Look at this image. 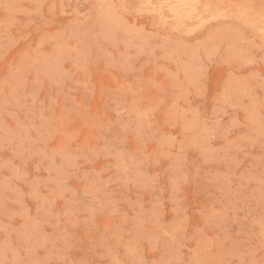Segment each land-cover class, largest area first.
<instances>
[{
	"label": "rangeland",
	"instance_id": "obj_1",
	"mask_svg": "<svg viewBox=\"0 0 264 264\" xmlns=\"http://www.w3.org/2000/svg\"><path fill=\"white\" fill-rule=\"evenodd\" d=\"M203 1L0 0V264H264V2Z\"/></svg>",
	"mask_w": 264,
	"mask_h": 264
},
{
	"label": "bare ground",
	"instance_id": "obj_2",
	"mask_svg": "<svg viewBox=\"0 0 264 264\" xmlns=\"http://www.w3.org/2000/svg\"><path fill=\"white\" fill-rule=\"evenodd\" d=\"M177 1H178V0H177ZM199 1H200V0H199ZM212 1H213V0H212ZM216 1H218V0H216ZM195 2H196V0H195ZM195 2H194V3H195ZM203 2H204V1H203ZM205 2H206V0H205ZM205 2H204V3H205ZM262 2H264V1L262 0ZM197 3H198V1H197ZM197 3H196V4H197ZM204 3H202V4H204ZM210 3H211V2H210ZM210 3H209V4H210ZM248 3H249V2H248ZM260 3H261V2H260ZM185 4H186V3H185ZM196 4H195V6H196ZM202 4H201V5H202ZM205 4H207V3H205ZM212 4H213V3H212ZM249 4H251V3H249ZM169 5H170V4H169ZM190 5H191V4H190ZM216 5H217V4H216ZM230 5H231V4H230ZM232 5H233V4H232ZM235 5H236V4H235ZM235 5H234V6H235ZM260 5H261V4H260ZM260 5H259V6H260ZM188 6H189V5H188ZM198 6H200V5H198ZM208 6H209V5H208ZM219 6H221V5H219ZM224 6H227V5H224ZM228 6H229V5H228ZM175 7H176V6H175ZM175 7H174V8H175ZM214 7H215V6H214ZM253 7H254V5H253ZM262 7H263V6H262ZM172 8H173V7H172ZM195 8H196V7H195ZM188 9H189V8H188ZM191 9H192V8H190V10H191ZM201 9L203 10V7H202ZM201 9H200V10H201ZM210 9H211V8H210ZM222 9H223V7H222ZM225 9H227V8H225ZM225 9H224V10H225ZM261 9H262V8H261ZM172 10H174V9H172ZM176 10H177V8H176ZM185 10H186V9H185ZM194 10H195V9H194ZM216 10H217V9H216ZM227 10H228V9H227ZM252 10H253V9H252ZM255 10H256V9H255ZM183 11H184V10H183ZM195 11H196V10H195ZM195 11H194V12H195ZM204 11H205V10H204ZM232 11H233V9H232ZM250 11H251V10H250ZM172 12H173V11H172ZM189 12H190V11H189ZM192 12H193V11H192ZM192 12H191L190 14H193ZM224 12H225V11H224ZM234 12H235V11H234ZM234 12H233V14H234ZM178 13L180 14L181 11H180V12L178 11ZM195 13H196V12H195ZM228 13H230V12H228ZM247 13H248V12H247ZM171 14H172V13H171ZM213 14H214V12H213ZM235 14H237V13L235 12ZM175 15H176V14H175ZM177 15H178V14H177ZM188 15H189V14H188ZM221 15H222V14H221ZM231 15H232V13H231ZM246 15H247V14H246ZM250 15H251V14L249 13V17L251 18ZM183 16H184V15H183ZM186 16H187V15H186ZM189 16H190V18L192 17L191 15H189ZM240 16H241V15H240ZM243 16H244V15H243ZM173 17H175V16H173ZM187 17H188V16H187ZM187 17H185V18H187ZM219 17H220V16H219ZM237 17H238V16H237ZM175 18H176V17H175ZM185 18H184V20H185ZM192 18H193V17H192ZM244 18H245V16H244ZM239 19H240V17H239ZM182 20H183V19H182ZM184 20H183V21H184ZM241 20H242V19H241ZM241 20H240V21H241ZM178 21H179V20H178ZM257 28L259 29V27H257ZM261 28H263V27H261ZM261 28H260V29H261ZM263 29H264V28H263Z\"/></svg>",
	"mask_w": 264,
	"mask_h": 264
}]
</instances>
